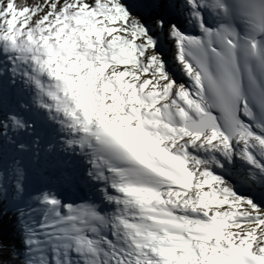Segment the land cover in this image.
Listing matches in <instances>:
<instances>
[{"label": "snow or ice", "instance_id": "6c2138e0", "mask_svg": "<svg viewBox=\"0 0 264 264\" xmlns=\"http://www.w3.org/2000/svg\"><path fill=\"white\" fill-rule=\"evenodd\" d=\"M0 264H264V0H0Z\"/></svg>", "mask_w": 264, "mask_h": 264}, {"label": "bare ground", "instance_id": "6f19581e", "mask_svg": "<svg viewBox=\"0 0 264 264\" xmlns=\"http://www.w3.org/2000/svg\"><path fill=\"white\" fill-rule=\"evenodd\" d=\"M126 59H129V60H130L131 57L128 56V57H126ZM110 66H111V65L109 64V67H110ZM176 70L180 73V75H181V77H182L183 79L188 80L187 75L181 71V66L177 65V66H176ZM107 71H108V69L106 68V69H105V72H107ZM188 83H189V87H191V81H190V80L188 81ZM186 102H187V101H186ZM38 176H39V177H38ZM34 177H35V180H39V179H40L39 171L35 174Z\"/></svg>", "mask_w": 264, "mask_h": 264}, {"label": "rangeland", "instance_id": "374dc122", "mask_svg": "<svg viewBox=\"0 0 264 264\" xmlns=\"http://www.w3.org/2000/svg\"><path fill=\"white\" fill-rule=\"evenodd\" d=\"M134 56H135V53H131L130 57H134ZM35 165H37V164L30 165L29 168H28V177H27V179L30 180V181L34 180Z\"/></svg>", "mask_w": 264, "mask_h": 264}]
</instances>
